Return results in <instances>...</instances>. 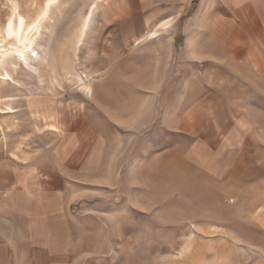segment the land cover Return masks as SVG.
Returning <instances> with one entry per match:
<instances>
[{"label":"rangeland","instance_id":"rangeland-1","mask_svg":"<svg viewBox=\"0 0 264 264\" xmlns=\"http://www.w3.org/2000/svg\"><path fill=\"white\" fill-rule=\"evenodd\" d=\"M233 3L0 0V264H264V10ZM83 142L92 174L32 236L16 209L54 198L24 168Z\"/></svg>","mask_w":264,"mask_h":264},{"label":"crops","instance_id":"crops-1","mask_svg":"<svg viewBox=\"0 0 264 264\" xmlns=\"http://www.w3.org/2000/svg\"><path fill=\"white\" fill-rule=\"evenodd\" d=\"M233 2V11L236 14V16H240L241 14V8L246 7L250 8V10H264V0H245L246 4L243 6V4L239 3L242 0H232ZM241 7V8H240ZM259 12V11H258ZM258 13H255L254 16H258ZM250 16V14H249ZM240 20V19H239ZM238 21V20H237ZM242 23V20L238 21L237 27L234 26V24H231L230 22L224 21L219 24L220 28L216 31V34H222L224 32H227V28L230 30V34L238 33L240 30V25ZM236 28V29H235ZM217 34V35H218ZM219 36V35H218ZM137 43V41H135ZM199 47H192L190 50H192V54L196 56H199L201 53L198 50ZM174 114L178 112L179 118L177 121H174L176 124H178L177 129L182 130L186 125V119L185 117L181 118L180 113L183 114L186 113L185 108H182L179 106L178 108H175L172 110ZM169 118V117H168ZM70 129V128H68ZM174 129V128H173ZM176 129V128H175ZM67 131V130H66ZM66 137L70 138V131L66 132ZM70 139H68V142ZM85 142H83L82 145L77 146L76 151L71 150L68 147L69 143L66 147V155L63 157H60V154L64 151H52L49 154L51 156H44L41 161L32 162L34 166H27L24 168L25 171V177H28L29 179H32V177H36L35 179H38L37 182L39 183L38 186L40 187L41 191H43L45 194L52 196L54 200L51 202L46 200L42 201V204L38 205L36 208H28L27 211H24V208L20 207L17 208L18 213L21 215L20 222L26 220V230L28 233H30L32 236L36 235L38 233V229L35 227V221H43V227L41 228L43 231L47 221L48 224L50 221H53L52 224L55 225V231L56 235L59 233V230L62 229L61 226V218L62 217H68V212H70V177L76 175L75 170H77L79 167L83 169V171H88V173H85V175H91V163L93 158V153H95L96 149L91 146L89 150L84 145ZM126 149V146H125ZM87 150V151H86ZM92 150H94L92 152ZM123 152V148L120 150ZM169 153V152H166ZM81 154V157H80ZM31 164V165H32ZM56 196V197H55ZM56 199H60V201H55ZM41 215L40 217H31L30 215ZM51 216V217H50ZM20 223V224H21ZM38 223V222H37ZM28 224V226H27ZM39 224V223H38ZM60 227V228H59ZM21 229V228H20ZM34 234V235H33ZM31 236V237H32ZM42 237V236H41ZM15 246L11 248L10 251H15ZM16 254V252H15ZM2 252L0 253V258L2 259ZM0 259V263H1Z\"/></svg>","mask_w":264,"mask_h":264},{"label":"bare ground","instance_id":"bare-ground-1","mask_svg":"<svg viewBox=\"0 0 264 264\" xmlns=\"http://www.w3.org/2000/svg\"><path fill=\"white\" fill-rule=\"evenodd\" d=\"M83 21V20H82ZM12 22L13 21H9L8 23H7V25H6V27H5V33H6V36L7 37H9V38H13L12 37V35L13 34H15V38L14 39H17L16 41L18 42V43H21V44H23V48L24 49H28L29 47H30V38H29V34L31 33L32 34V32H33V34L34 33H36L35 32V30L37 29V26L36 25H34V26H25L24 25V21L22 20V18H18V22H17V24H16V26H14V23H13V27H12ZM84 22V21H83ZM85 26H86V24H85V22L83 23V28H85ZM14 27H17V29H18V31H20V35H19V38H17L16 37V31L14 30ZM35 29V30H34ZM34 30V31H33ZM37 31V30H36ZM14 32V33H13ZM13 33V34H12ZM30 34V35H31ZM5 36V37H6ZM32 46V45H31ZM16 47H18V46H16ZM5 50H3V52H4ZM15 51H18V53L19 54H23L24 53V51L25 50H23V49H20V48H16L15 49ZM29 52H31V54H30V56H29V58H32V57H34L35 56V54L36 53H34V49H31ZM2 56L3 57H7V56H9L10 58L12 57V55H11V53H3L2 54ZM10 58H7V59H10ZM25 60H26V58H25ZM26 62V61H25ZM5 76L7 75V74H4ZM5 76H1V79H4L3 77H5ZM6 78H7V76H6Z\"/></svg>","mask_w":264,"mask_h":264}]
</instances>
